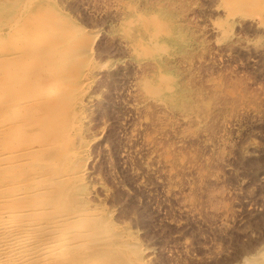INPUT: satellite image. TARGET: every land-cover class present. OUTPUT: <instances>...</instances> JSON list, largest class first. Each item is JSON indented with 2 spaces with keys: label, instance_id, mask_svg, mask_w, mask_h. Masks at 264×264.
<instances>
[{
  "label": "rangeland",
  "instance_id": "obj_1",
  "mask_svg": "<svg viewBox=\"0 0 264 264\" xmlns=\"http://www.w3.org/2000/svg\"><path fill=\"white\" fill-rule=\"evenodd\" d=\"M49 2L95 40L80 71L64 69L62 143L80 162L79 201L127 254L115 264H247L264 246L260 16L228 0ZM146 77L173 85L185 107L147 94Z\"/></svg>",
  "mask_w": 264,
  "mask_h": 264
},
{
  "label": "bare ground",
  "instance_id": "obj_2",
  "mask_svg": "<svg viewBox=\"0 0 264 264\" xmlns=\"http://www.w3.org/2000/svg\"><path fill=\"white\" fill-rule=\"evenodd\" d=\"M228 2L238 5L242 15L257 13L264 23V0ZM18 6V0H0V264H115L127 254L116 243L117 235L107 232L106 222L79 201L80 162L69 163L76 160V151L62 143L71 127L61 106L70 92L64 81L72 75L64 69L80 71L95 40L49 0ZM151 22L144 17L141 24ZM155 48L149 46L144 55L154 57ZM33 51H38L35 56ZM141 86L152 97L170 103L178 98L185 107L173 85L146 77ZM258 252L244 258L247 264H264V246Z\"/></svg>",
  "mask_w": 264,
  "mask_h": 264
}]
</instances>
